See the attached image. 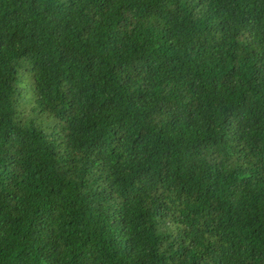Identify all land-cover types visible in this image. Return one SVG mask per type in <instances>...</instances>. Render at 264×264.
<instances>
[{
  "label": "trees",
  "instance_id": "obj_1",
  "mask_svg": "<svg viewBox=\"0 0 264 264\" xmlns=\"http://www.w3.org/2000/svg\"><path fill=\"white\" fill-rule=\"evenodd\" d=\"M0 264H264V0H0Z\"/></svg>",
  "mask_w": 264,
  "mask_h": 264
}]
</instances>
